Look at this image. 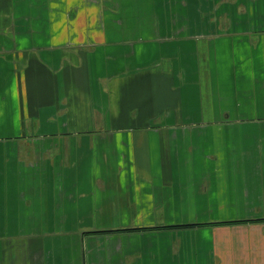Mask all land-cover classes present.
I'll return each instance as SVG.
<instances>
[{"label": "crops", "instance_id": "crops-1", "mask_svg": "<svg viewBox=\"0 0 264 264\" xmlns=\"http://www.w3.org/2000/svg\"><path fill=\"white\" fill-rule=\"evenodd\" d=\"M0 264H264V0H0Z\"/></svg>", "mask_w": 264, "mask_h": 264}, {"label": "rangeland", "instance_id": "rangeland-1", "mask_svg": "<svg viewBox=\"0 0 264 264\" xmlns=\"http://www.w3.org/2000/svg\"><path fill=\"white\" fill-rule=\"evenodd\" d=\"M122 35H126L128 34L129 37L133 36V32H126V33H120ZM119 34V35H120ZM141 40L144 41V44L146 45H153L154 43L153 42H156V39H155V36L154 34L152 35V33L150 32H147V33H139V37Z\"/></svg>", "mask_w": 264, "mask_h": 264}, {"label": "trees", "instance_id": "trees-1", "mask_svg": "<svg viewBox=\"0 0 264 264\" xmlns=\"http://www.w3.org/2000/svg\"><path fill=\"white\" fill-rule=\"evenodd\" d=\"M226 224V223H225ZM192 226H194V225H189V226H180V227H172V228H183V227H192ZM145 230H148V229H145ZM150 230H152V229H150ZM127 231V233L128 232H136V231H141L140 229H131V230H126ZM112 232V231H111ZM108 233H110V232H108Z\"/></svg>", "mask_w": 264, "mask_h": 264}]
</instances>
